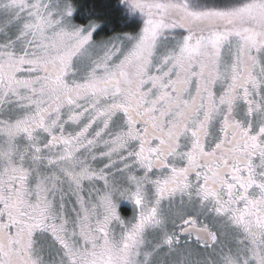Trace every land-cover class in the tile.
I'll use <instances>...</instances> for the list:
<instances>
[{
	"label": "snow or ice",
	"instance_id": "snow-or-ice-1",
	"mask_svg": "<svg viewBox=\"0 0 264 264\" xmlns=\"http://www.w3.org/2000/svg\"><path fill=\"white\" fill-rule=\"evenodd\" d=\"M0 264H264V0H0Z\"/></svg>",
	"mask_w": 264,
	"mask_h": 264
}]
</instances>
